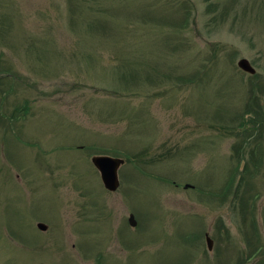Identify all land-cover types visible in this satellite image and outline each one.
<instances>
[{"label": "rangeland", "instance_id": "obj_1", "mask_svg": "<svg viewBox=\"0 0 264 264\" xmlns=\"http://www.w3.org/2000/svg\"><path fill=\"white\" fill-rule=\"evenodd\" d=\"M0 264H264V0H0Z\"/></svg>", "mask_w": 264, "mask_h": 264}, {"label": "water", "instance_id": "obj_2", "mask_svg": "<svg viewBox=\"0 0 264 264\" xmlns=\"http://www.w3.org/2000/svg\"><path fill=\"white\" fill-rule=\"evenodd\" d=\"M236 64L240 70L246 72L248 74H254L256 72L253 65L250 61L245 58L241 57L236 61ZM91 162L96 169L99 171L100 179L105 189L109 191H115L119 186V178H118V168L124 162V159L121 157H114L110 155L104 154H95L91 156ZM189 186L186 184L185 187ZM128 222L131 226L136 225V220L133 214H129ZM36 226L40 230H46L47 224L41 221L36 223ZM205 242L207 249L210 250L213 246V240L209 236L208 233L205 234Z\"/></svg>", "mask_w": 264, "mask_h": 264}, {"label": "trees", "instance_id": "obj_3", "mask_svg": "<svg viewBox=\"0 0 264 264\" xmlns=\"http://www.w3.org/2000/svg\"><path fill=\"white\" fill-rule=\"evenodd\" d=\"M251 78H256L257 77V74L254 73L253 75H250ZM253 86H251L249 88V91H250V94L252 95L253 94ZM253 97V96H252ZM250 105H253L251 101H249V103L246 104L245 106V109L243 111V114L242 115H245V120H243L241 122V125H240V130H235L236 127H233V128H230L227 130V132L229 134H234L235 136L237 137H240L239 138V141L236 145H234V147H244L246 142H248V139L249 137L252 135L253 131H254V127H255V122L252 118V115L253 114H258L257 113V110L255 109L254 111H252L251 109H249ZM25 109H27V106L25 107ZM246 147H244L245 149ZM253 148V147H252ZM249 153L250 154V157H253V155L255 154V149H249V150H246L244 151V153ZM254 169V168H253ZM250 175H252V170L248 168V166L245 164L242 168V175L240 177V181L244 180V172H246ZM240 184V182L238 183V185Z\"/></svg>", "mask_w": 264, "mask_h": 264}]
</instances>
